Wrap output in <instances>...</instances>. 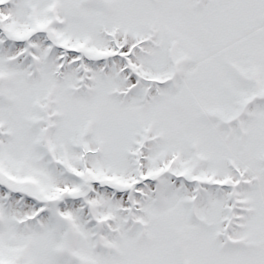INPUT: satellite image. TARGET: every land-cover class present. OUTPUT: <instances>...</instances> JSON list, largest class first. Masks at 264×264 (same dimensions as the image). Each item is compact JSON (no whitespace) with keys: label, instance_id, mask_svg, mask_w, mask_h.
I'll return each mask as SVG.
<instances>
[{"label":"snow or ice","instance_id":"obj_1","mask_svg":"<svg viewBox=\"0 0 264 264\" xmlns=\"http://www.w3.org/2000/svg\"><path fill=\"white\" fill-rule=\"evenodd\" d=\"M0 264H264V0H0Z\"/></svg>","mask_w":264,"mask_h":264}]
</instances>
